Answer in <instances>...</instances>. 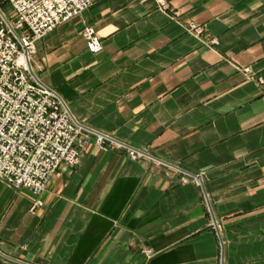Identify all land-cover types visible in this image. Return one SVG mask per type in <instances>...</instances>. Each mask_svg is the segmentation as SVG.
<instances>
[{
  "label": "crops",
  "instance_id": "crops-1",
  "mask_svg": "<svg viewBox=\"0 0 264 264\" xmlns=\"http://www.w3.org/2000/svg\"><path fill=\"white\" fill-rule=\"evenodd\" d=\"M165 1L91 0L36 41L71 116L149 156L89 143L39 195L0 185V264H264V0Z\"/></svg>",
  "mask_w": 264,
  "mask_h": 264
},
{
  "label": "built area",
  "instance_id": "built-area-1",
  "mask_svg": "<svg viewBox=\"0 0 264 264\" xmlns=\"http://www.w3.org/2000/svg\"><path fill=\"white\" fill-rule=\"evenodd\" d=\"M167 8L165 0H157ZM91 0H0V185L24 188L39 195L62 165L73 167L82 150L124 148L130 159L149 155L112 136L88 128L69 113L60 96L33 72L36 41L59 24L80 15ZM9 6L11 19L3 6ZM189 29L199 34L194 23ZM82 35L88 52L102 49L93 26ZM202 185L201 174L184 172L182 181ZM42 203L35 199L33 210Z\"/></svg>",
  "mask_w": 264,
  "mask_h": 264
},
{
  "label": "rangeland",
  "instance_id": "rangeland-1",
  "mask_svg": "<svg viewBox=\"0 0 264 264\" xmlns=\"http://www.w3.org/2000/svg\"><path fill=\"white\" fill-rule=\"evenodd\" d=\"M3 10H4L5 14H6V17H7L8 19H11L12 16H13V14H9V12H8V10H9V6L4 5V6H3Z\"/></svg>",
  "mask_w": 264,
  "mask_h": 264
}]
</instances>
